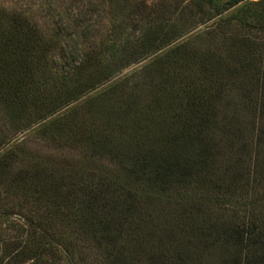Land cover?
<instances>
[{"label":"trees","instance_id":"obj_1","mask_svg":"<svg viewBox=\"0 0 264 264\" xmlns=\"http://www.w3.org/2000/svg\"><path fill=\"white\" fill-rule=\"evenodd\" d=\"M119 3L69 53L0 6V264H264V0Z\"/></svg>","mask_w":264,"mask_h":264},{"label":"rangeland","instance_id":"obj_2","mask_svg":"<svg viewBox=\"0 0 264 264\" xmlns=\"http://www.w3.org/2000/svg\"><path fill=\"white\" fill-rule=\"evenodd\" d=\"M120 0H0V6L11 11L21 12L47 30L57 33V40L67 53L74 47L92 48L102 44L110 46L115 44L119 47V40H116L114 29L123 16L124 9ZM221 2L223 0H217ZM258 1V0H252ZM121 14V15H120ZM203 30V27L198 28ZM196 29V30H198ZM187 30V29H186ZM128 33H132L128 29ZM58 55H60L58 53ZM60 57V56H59ZM138 66H132L124 73H131ZM250 127V126H248ZM12 130V129H11ZM26 123L10 131V137L15 140L26 136ZM28 143L31 150L43 149L38 145V139L33 138ZM13 141V142H14ZM45 150V149H44ZM225 156L231 158L230 150H225Z\"/></svg>","mask_w":264,"mask_h":264}]
</instances>
